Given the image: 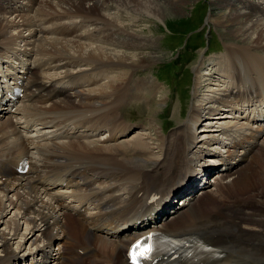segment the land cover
<instances>
[{
	"label": "bare ground",
	"instance_id": "obj_1",
	"mask_svg": "<svg viewBox=\"0 0 264 264\" xmlns=\"http://www.w3.org/2000/svg\"><path fill=\"white\" fill-rule=\"evenodd\" d=\"M183 3L184 0H37L34 6L30 5L33 7L30 12L24 11L23 5H15L17 9L11 10L0 4V50L3 49L4 55L0 53V72L10 75L8 81L21 78L25 88L21 108L9 114V106L3 107L4 115L0 117V264H25V259L30 261L35 254L47 258L50 242L62 234L63 237L88 234L94 238L97 245L86 250L90 252L87 264H110V256L112 264H128L124 256L127 245L149 229L171 236L199 234L205 244L221 253L210 264H264V233L240 227L229 210L230 207L238 210L241 222L249 225L250 214L245 210L250 209L251 198L256 199L264 192V137H258L260 145L256 143L250 155L245 156L243 150L240 153L229 150L223 155L225 165L232 164L229 174L222 172L224 163L219 162L215 174L219 177L209 181L207 189L200 190L201 195L189 192L191 200L183 207H171L162 218L157 214L151 220L142 214L127 221L132 226L120 233H116L115 225L108 227L133 203L138 206L149 193L189 176L195 159L207 153L217 154L215 149L205 150L210 142L225 143L226 136L233 138L235 132L242 139L250 127L253 137L261 130L253 128V124L259 121L263 109L257 110L251 99L264 89V0H219L217 6L222 14L213 18L236 39L225 43L218 58L212 59L214 73L221 79H214L211 72L200 73L203 63L200 54L192 67L197 73L189 110L181 121L176 109L171 111L175 112L177 123L180 121L177 126L169 134L162 133L148 118L142 131L154 130L153 135L145 133L127 139L119 135L125 128H120L117 122L120 106L140 96L151 105L161 90L149 77L134 78L137 69L146 68L153 59L152 51L144 54L139 50L155 46V39L141 32L137 20L150 15L162 20L170 9L180 10ZM125 10L133 15L124 16ZM123 18H128L129 23L125 24ZM83 25L84 30L78 31ZM68 29L71 33L65 35ZM49 31L62 37L43 35ZM118 35H122L121 39H117ZM34 47L38 59L51 57L53 61L45 63L38 72L32 71V62L24 57ZM8 51L18 59L19 71ZM39 64L36 62V66ZM36 75L39 79L61 80L62 85L52 95L61 93L66 83L78 87L63 99L42 104L39 111L53 113L58 125L62 122L58 117L65 112L84 118L94 114L102 121L104 131L111 133L100 139H82L86 126L64 124L56 126L62 133L50 143L44 140L53 135V126L46 122L41 123L42 131L28 133L29 127L36 126L26 107L33 94L31 87L39 80ZM77 79L88 80L81 83ZM233 91L238 92L243 103L239 99L234 101ZM165 98L161 96L159 101ZM249 103L254 106H245ZM223 106L237 110L236 115H219L217 111ZM62 110L65 112L61 113ZM200 123L205 125L198 135L196 128ZM257 126L264 127L263 123ZM61 128L72 137L66 139L69 135ZM237 146L243 147L240 140L234 141L233 148ZM11 147L12 152L8 150ZM41 148L43 154L38 155ZM23 158L28 160L29 167L27 172L18 173L16 168ZM73 158L106 174L107 184L87 182L86 191L71 189L68 195L74 200L64 197L67 191L55 196L51 188L54 182L43 184V180L55 171L57 174ZM240 158L243 164L233 163ZM209 161L213 162V158ZM210 162L203 164L213 169ZM151 164L153 167L148 168ZM197 189L195 186L194 191ZM217 200L224 201L222 206L215 205ZM257 209L264 211V207ZM60 261L51 263L76 264L78 259ZM180 262L162 259L160 264Z\"/></svg>",
	"mask_w": 264,
	"mask_h": 264
},
{
	"label": "rangeland",
	"instance_id": "obj_2",
	"mask_svg": "<svg viewBox=\"0 0 264 264\" xmlns=\"http://www.w3.org/2000/svg\"><path fill=\"white\" fill-rule=\"evenodd\" d=\"M218 1L184 0L180 10L173 11L170 9L168 11L169 16L167 15L162 20L151 15L138 18L137 22H139L140 28L143 29L141 32L155 39V46L144 51L139 50L140 53L144 54L152 51L153 53L150 56H153V59L149 60L146 68L137 69L134 78L144 77L148 79L149 77L150 80L152 79L151 81L156 82L161 87V90L160 93L155 94L156 100L149 106H146L143 98H138V100L134 99L126 106L123 104V107H120V110L123 108L125 112V115L121 116L122 119L124 118L125 123L132 125V131L127 136L133 137L144 132L154 133V130H150V132L137 131L145 125L146 116L147 119H152L156 123L158 131L161 129V132L166 134H169L173 127H176L185 117L192 103V87L195 83V73H197L193 71L192 67L194 68L197 60H199L200 54L203 55L200 73L214 71L212 67L214 61L212 59L218 58L225 43L236 40L224 25L218 24L213 18L214 15L222 14V9L217 6ZM112 8L110 7V11H114ZM123 14L124 16L133 15L126 12V10ZM127 19L123 18L125 24L129 23ZM118 36L117 39H121L122 35ZM210 61L211 64H209ZM144 75H147V77ZM213 77L215 79L218 76L213 73ZM161 96L166 97L165 101H159ZM174 109H176V113L180 114L178 123L176 117L173 116L175 112L171 113ZM208 181H211V179L209 178ZM245 256L250 255L245 253ZM21 261L17 260L16 262ZM10 264H14V262Z\"/></svg>",
	"mask_w": 264,
	"mask_h": 264
}]
</instances>
